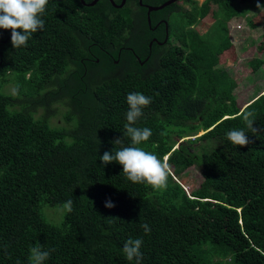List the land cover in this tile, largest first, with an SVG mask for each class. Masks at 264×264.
Wrapping results in <instances>:
<instances>
[{"label": "trees", "instance_id": "trees-1", "mask_svg": "<svg viewBox=\"0 0 264 264\" xmlns=\"http://www.w3.org/2000/svg\"><path fill=\"white\" fill-rule=\"evenodd\" d=\"M210 1L242 15L264 7V0ZM185 2L187 8L171 13L172 39L157 48L151 68H123L119 77L101 48L95 51L98 60L89 63L95 67L89 76L79 60L68 74L62 72L68 58L82 52L74 47L79 38L103 45L120 33L123 20L108 14L128 12L126 5L49 0L42 30L15 49L11 30L0 29V264H30L36 246L50 251L44 264H135L123 253L129 238L143 241L141 264H264V97L256 90L240 108L234 80H210V40L217 39L224 19L217 15L198 31L191 24L203 6ZM170 10L174 3L158 11ZM262 62L256 56L247 60L252 70ZM7 83L14 93L5 91ZM133 92L151 98L134 126L152 131L139 146L166 158L165 190L132 183L121 165L100 161L105 151L131 146L124 125L126 97ZM54 102L66 106V126L48 122ZM37 106L40 115H34ZM242 110L254 112L255 132ZM233 129H243L250 143L233 145L227 139ZM118 138L121 144L113 142ZM191 165L200 169L201 180L186 192L176 177ZM229 167L263 183L237 206L221 201L232 187L223 181L231 178ZM69 199L73 210L59 223L40 213L44 202ZM109 201L114 207H105Z\"/></svg>", "mask_w": 264, "mask_h": 264}, {"label": "rangeland", "instance_id": "rangeland-1", "mask_svg": "<svg viewBox=\"0 0 264 264\" xmlns=\"http://www.w3.org/2000/svg\"><path fill=\"white\" fill-rule=\"evenodd\" d=\"M191 1H194L197 6H203L204 10V12L198 14L200 16L198 21L191 24L198 31L205 30L217 15H221L224 19L219 36L215 40H210L211 57L213 60V68L208 71L210 80L213 82H224L228 79L234 80L236 86L232 91L235 95L236 103L240 108L256 90H258V94L264 97V93H262L264 91V7L257 10L251 8L245 15H242L228 12L230 8L229 4L217 5L210 0ZM187 4V2H179L177 6L178 8L185 9L187 8ZM255 56L263 59V62L252 70L247 60ZM5 91L14 93V86L11 83H7ZM51 106L55 107V109L49 115L48 122L51 125L66 126L69 122L62 116V112L66 106L63 103L57 102H54ZM42 111V108L37 106L35 107L34 115H40ZM201 131L198 130L195 134L185 135L177 139L180 140L189 136L193 137ZM175 138L176 136H173V139ZM239 168L229 167L231 170L228 173L231 174V178L223 179L228 186L232 185V187L230 191L221 197V201L234 206L240 205L254 195L263 184L254 178L244 177ZM176 178L184 190L189 192L201 180L200 169L194 165L188 166ZM62 204L50 205L44 202L41 204L39 210L47 221L56 224L63 219ZM216 258V256L213 257V259Z\"/></svg>", "mask_w": 264, "mask_h": 264}, {"label": "clouds", "instance_id": "clouds-1", "mask_svg": "<svg viewBox=\"0 0 264 264\" xmlns=\"http://www.w3.org/2000/svg\"><path fill=\"white\" fill-rule=\"evenodd\" d=\"M49 0H0V29L11 30L12 47L19 48L27 46V41L44 26L41 18L45 13ZM129 106L126 112L127 123L124 125L125 134L131 140V146H123L116 150L105 151L100 156L102 164L107 165L115 161L122 166V172L126 178L135 184H146L155 190H165L168 185L170 167L164 159L158 157L151 151L140 147L142 143L149 140L152 135L151 129L139 128L134 126L136 121L143 115V109L151 103V98L139 92L129 93L126 97ZM254 112L242 110V117L247 128L256 131L253 127ZM227 139L236 146L244 147L250 143L248 136L243 129H233L227 133ZM121 144V139L113 141ZM72 200L69 199L62 204L61 209L64 213L72 212ZM105 207H114V204L105 203ZM145 234L150 232L147 224L141 225ZM143 241L139 238H129L123 245V253L128 261L135 260V264H141L143 259L140 248ZM50 251L42 250L40 246L30 250V264H44L49 258Z\"/></svg>", "mask_w": 264, "mask_h": 264}, {"label": "flooded vegetation", "instance_id": "flooded-vegetation-1", "mask_svg": "<svg viewBox=\"0 0 264 264\" xmlns=\"http://www.w3.org/2000/svg\"><path fill=\"white\" fill-rule=\"evenodd\" d=\"M108 1L116 8L126 5L129 9L123 14H108L113 19L120 18L123 20L122 30L114 39H109L108 43L103 45L89 40L87 37L79 38L74 47L82 49V52L78 56L68 58L62 75L68 74L75 68L74 61L79 60L83 73H87L86 75L89 76L95 70V67L89 63L98 60L95 55L97 48H101L103 57L114 64L112 69L114 73L118 74V77L124 73L122 72L123 68L133 73L147 71L159 56L157 48H166L169 45L166 42L167 39L169 41L172 39L169 37L171 13L181 10L182 8H178L177 4L185 2V0H174L171 2L174 3V11L166 12L158 11L160 8L147 11L144 4H150L149 0H140L141 3L139 0H112L114 4L121 3L120 6L114 5L110 0ZM140 8H143L144 11ZM59 78L69 79V77L64 76H59Z\"/></svg>", "mask_w": 264, "mask_h": 264}, {"label": "water", "instance_id": "water-1", "mask_svg": "<svg viewBox=\"0 0 264 264\" xmlns=\"http://www.w3.org/2000/svg\"><path fill=\"white\" fill-rule=\"evenodd\" d=\"M95 1H96V0H90V1H88V2H85L84 0H80V2H81L82 4H89V5L93 4ZM110 1L113 3L112 0H110ZM173 1H174V0H164V1L160 2V3H158V4H155V5H153V4H147V3L144 4V5L147 7V11H149V10L159 9V8L165 6V5H167V4H169V3L173 2ZM139 3H141L140 0H139ZM113 4H114V3H113ZM114 5L120 6L121 3H119V4H114ZM201 132H202V131H201ZM201 132H200V133H201ZM189 137H191V136H189Z\"/></svg>", "mask_w": 264, "mask_h": 264}]
</instances>
